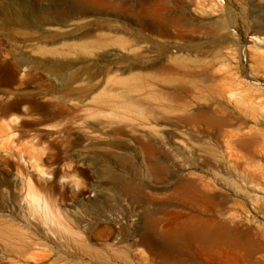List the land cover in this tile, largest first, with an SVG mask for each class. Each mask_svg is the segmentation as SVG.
I'll return each mask as SVG.
<instances>
[{"label":"rangeland","instance_id":"1","mask_svg":"<svg viewBox=\"0 0 264 264\" xmlns=\"http://www.w3.org/2000/svg\"><path fill=\"white\" fill-rule=\"evenodd\" d=\"M112 1L0 0V264H264V0Z\"/></svg>","mask_w":264,"mask_h":264},{"label":"bare ground","instance_id":"2","mask_svg":"<svg viewBox=\"0 0 264 264\" xmlns=\"http://www.w3.org/2000/svg\"><path fill=\"white\" fill-rule=\"evenodd\" d=\"M65 4H67L68 6L71 7H75L78 10V15H59L55 17V21L56 23H60L63 24L64 21H67L68 19H72L73 18H77V17H81L83 15L89 14L90 12H95L98 10L99 7H105V6H109L112 7L114 6V3L112 0H63ZM199 2V1H198ZM197 2V3H198ZM202 4V2H201ZM137 5V3H136ZM171 5V4H170ZM135 6V5H134ZM138 7V6H136ZM169 6L166 5L164 0H141L140 3V12L139 15L142 18V24H143V37L144 39H148L149 35V31L150 30H157V32L159 31H163L166 26L169 24V22L172 20L173 22L176 20L177 21V17H167V15L165 14V10L168 8ZM172 7V6H171ZM204 7V6H203ZM167 13V12H166ZM129 14V13H128ZM135 14V13H134ZM137 15V14H136ZM138 15V16H139ZM18 23L19 24H24V21L22 19V15H18L17 17ZM33 24L35 25H42L43 22L41 21H32ZM138 23V22H137ZM175 24V23H174ZM89 25L91 24H87L84 25L80 28H77V30H73L71 32H68L67 34H65V36H72L75 35L76 32H78V30L80 31V29L83 28H88ZM171 25V24H170ZM129 26V25H128ZM139 27V26H138ZM142 28V27H141ZM174 28V27H173ZM167 29V28H166ZM173 30V29H171ZM176 30V29H175ZM167 32V31H166ZM131 33V32H130ZM155 33V32H154ZM151 34V33H150ZM178 34V33H177ZM134 36V35H133ZM152 36V35H151ZM226 36V35H224ZM135 37V36H134ZM176 37V36H175ZM227 37V36H226ZM150 38V37H149ZM222 38H225L222 36ZM221 38V39H222ZM145 41V40H144ZM133 45V44H132ZM90 45H86V44H80L79 47L81 49H87V47H89ZM78 47V48H79ZM148 47V46H146ZM150 48V46H149ZM160 48V47H159ZM163 51L161 52L162 55L164 57H166L168 55V48L163 45L162 46ZM148 50V49H147ZM179 55V54H178ZM170 58L173 60V62L175 64L179 63V58L177 56H170ZM181 58V57H180ZM171 63V62H170ZM8 66V65H7ZM180 66V65H179ZM201 113V111H200ZM199 113V114H200ZM213 119V118H212ZM210 121V120H209ZM220 121V120H219ZM220 123V122H219ZM223 123V122H222ZM224 126V125H223ZM240 126V125H239ZM251 127V126H250ZM235 128V127H234ZM238 128V127H237ZM236 128V129H237ZM234 129V132L231 129V132L234 133V135H240V133H238L239 129L236 130ZM248 129V128H247ZM229 130V129H228ZM227 130V131H228ZM243 130V129H242ZM246 130V129H245ZM257 130V129H256ZM255 130V131H256ZM229 132V131H228ZM241 132V129H240ZM246 132V131H244ZM244 132H241V135L244 134ZM253 132V130H252ZM251 132L244 134V136H248L250 135ZM227 134V133H226ZM229 134V133H228ZM253 134V133H251ZM257 134V133H256ZM233 134H231L230 136L232 137ZM233 135V136H234ZM238 135V136H239ZM255 135V134H253ZM229 137V135H227ZM235 136V137H236ZM238 136L236 137V139H234V141H236L238 139ZM243 136V137H244ZM230 137V138H231ZM240 137V136H239ZM229 138V139H230ZM256 138V137H255ZM240 139V138H239ZM233 140V138H232ZM240 142V141H239ZM34 198V197H33ZM37 198H35L36 200ZM38 201V199L36 200ZM224 231V230H223ZM223 232L220 228V226L215 223L214 221L208 220L206 218H198L197 220L192 221L189 225L187 229H182V231H179L178 234L180 235H184V234H189L192 236V239L194 238H206V239H214L217 235H221ZM177 235V231L176 230H171L170 236L171 238H176Z\"/></svg>","mask_w":264,"mask_h":264}]
</instances>
